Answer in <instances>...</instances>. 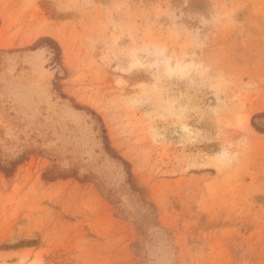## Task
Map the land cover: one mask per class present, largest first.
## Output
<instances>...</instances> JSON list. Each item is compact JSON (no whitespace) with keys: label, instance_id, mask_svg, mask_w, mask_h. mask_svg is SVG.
<instances>
[{"label":"rangeland","instance_id":"1","mask_svg":"<svg viewBox=\"0 0 264 264\" xmlns=\"http://www.w3.org/2000/svg\"><path fill=\"white\" fill-rule=\"evenodd\" d=\"M0 264H264V0H0Z\"/></svg>","mask_w":264,"mask_h":264}]
</instances>
